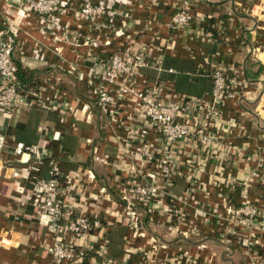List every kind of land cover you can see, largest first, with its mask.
<instances>
[{
    "label": "built area",
    "instance_id": "obj_1",
    "mask_svg": "<svg viewBox=\"0 0 264 264\" xmlns=\"http://www.w3.org/2000/svg\"><path fill=\"white\" fill-rule=\"evenodd\" d=\"M0 2H8L15 12L14 18H6L0 29V116L33 107L60 114V122L69 123L72 129L79 121H96L104 133L103 142L115 146L117 151L112 160L93 145L92 161L105 166L121 162L123 166L122 174L115 172L109 181L98 178L89 167L70 172L62 179L55 154L48 142L43 141L41 134L45 129L40 134L41 144L12 142L11 152L17 161L36 165L48 158L51 162L49 177H32L31 188L25 195L36 209L35 219L43 222L51 235V244L46 249L51 264H133L129 258L134 255L142 257L135 264H159L158 261L165 260L160 258L168 246L156 229L163 226L169 234L176 233L183 240H200L206 234L203 225L223 229L218 235L227 252L232 247L238 248L249 264H264V255L257 248L264 245V208L248 199L253 188L264 198L261 157L246 156V163L254 161L255 165L242 179L228 177L221 181L225 189L241 187L240 204H235L229 195H221L222 204L209 208L196 206L199 208L193 210L186 223L187 210L197 203L196 188L211 198L210 189L217 185L201 180L205 172L204 151L208 157L215 154L211 146L217 140L219 153L235 158L244 149L232 142L231 131L236 130L239 138H249V122L242 118L245 114L240 109L247 98L248 84L241 67L231 62L209 64L203 74L212 87L202 97L177 92L173 82L160 75L174 72L162 63L163 55L174 51L178 39L207 41L208 35L195 27L203 20L192 6L183 2L165 24L151 14L142 23L133 17L131 12L143 9L145 0ZM29 16L38 20L40 35L57 42V56L62 45L90 48L88 54L77 56L76 61L62 59L65 67H59L60 74L72 77L77 85L87 86L91 105L74 104L62 75L49 74L37 89L26 88L19 80L14 56L20 49L18 37L23 20ZM65 16L81 23L77 32L71 34L68 24H63ZM163 27L169 33L164 34ZM34 46L35 56L42 57L39 50L43 46L38 43ZM89 61L92 65L87 66ZM145 69L156 73L148 76L143 74ZM227 103L237 111L225 113ZM117 129L122 133L118 134ZM5 144L0 133V162ZM179 176H183L186 188L176 196L171 188ZM109 187L116 189V202L110 197ZM69 200L78 208H73ZM213 219L216 223H212ZM116 222L126 226L121 260L109 256L107 240L102 236L106 230L103 226ZM96 231L98 243L93 247L88 236ZM199 247L206 248V244L201 242ZM170 260L171 264H181L184 259L173 255Z\"/></svg>",
    "mask_w": 264,
    "mask_h": 264
},
{
    "label": "crops",
    "instance_id": "obj_2",
    "mask_svg": "<svg viewBox=\"0 0 264 264\" xmlns=\"http://www.w3.org/2000/svg\"><path fill=\"white\" fill-rule=\"evenodd\" d=\"M183 2L192 6L194 13L203 20L198 21L195 27L198 31L201 30V34L208 35L207 41L189 40L187 37L178 39L174 51L163 55L162 63L163 67L173 69L174 73H161V77L171 80L176 91L181 94L202 97L210 93L212 87L209 78L203 74V69L209 64H214L215 61L231 62L241 67L248 84L247 98L240 109L245 114L242 118L249 122L247 140L236 136V130L231 131L232 142L244 149L240 156L226 158L223 153H219L217 140L211 146L215 154L208 157L204 151L205 161L202 165L205 166V172L201 180L205 184L217 183V185L210 189L212 191L210 199L196 188L197 203L187 210V223L192 217L193 210L199 208L196 206L206 205L209 208L211 205L216 207L222 204L221 195L224 197L229 195L228 197L235 204L242 202L241 187L236 185L225 189L221 181L228 177L238 179L245 177L255 165L254 161L246 163V156L253 154L261 157L264 165V0H145L143 9H134L131 14L141 23L151 14L166 24L174 10ZM7 3L0 2V12L3 13L0 14V29L3 28L2 24L6 18L12 19L15 15L14 10L10 9ZM117 8L122 7L117 6ZM62 22L68 24L71 34L77 32L78 25H81L72 16H65ZM38 27V20L34 16L23 20V30L18 37L20 49L14 56L17 66L32 73L36 81L41 82L51 73L62 75L60 67H65L62 59L67 62L76 61L77 56L88 54L90 50L83 45L77 47L62 45L59 47L61 52L57 56L55 47L58 48L59 45L50 37L40 35ZM80 29L85 31V27ZM162 31L164 34L169 33L166 27H163ZM37 43L43 46L42 52L39 50L42 57H36L37 55L34 54L36 48L34 45ZM92 52L96 50L93 49ZM90 65L92 63L87 62V66ZM155 73L152 69L143 71V74L148 76ZM62 76L65 79V89L69 92L74 104L91 105L87 86L77 85L68 75ZM231 111L237 110L227 103L224 112ZM60 120V114L41 112L36 108H21L10 116H0V133L4 135L6 142L2 149L3 162H0V264H51L50 255L46 250L51 244V235L43 226V222L35 219L36 209L25 196L26 191L31 188L32 177H49L51 162L48 158L36 165L32 162L17 161V157L11 152L12 142L27 145L41 144L40 134L45 129V132L41 134L43 141L48 142L53 150L62 179L70 172L85 167L92 168L96 176L105 181H109V177H114L115 172L122 174L121 162H110L105 166L92 161L93 145L98 146L100 152L108 154L112 160L117 151L115 146L103 142L104 133L99 130L96 121L91 123L79 121L76 123V128L72 129L69 123L65 124ZM116 131L118 134L122 133L121 130ZM54 137H58L59 140ZM244 143L246 147L243 146ZM185 186L183 176H179L171 191L176 196H180ZM108 192L111 199L116 202V189L109 187ZM258 194L254 188L251 189L248 199L264 208V198L262 199ZM69 203L73 208H78L72 200H69ZM157 221L160 222L162 219ZM198 221L202 222V220ZM212 221L216 223V220ZM103 227L106 229L102 236L107 240V253L113 259L121 260L124 257L125 224L116 222ZM160 228V230L156 229V232L161 238L163 237L168 250L160 258L165 260L158 261L159 264H171L170 257L172 259L173 255L184 259L181 264H249L242 250L232 247L231 250L226 251L224 242L218 235L223 231L220 227V229H213L211 226L203 225L208 235L205 234L200 240H183L176 233L169 234L165 227ZM98 233L96 231L88 236L93 247L97 246ZM201 242L206 244V248L199 247ZM257 248L264 255V245ZM96 259L99 260L98 257ZM141 259L140 255H134L129 258V261L135 264Z\"/></svg>",
    "mask_w": 264,
    "mask_h": 264
},
{
    "label": "trees",
    "instance_id": "obj_3",
    "mask_svg": "<svg viewBox=\"0 0 264 264\" xmlns=\"http://www.w3.org/2000/svg\"><path fill=\"white\" fill-rule=\"evenodd\" d=\"M17 68H18L17 69V77L19 78V80L21 82H23L25 87L31 88V89H37L39 81H36V79L33 77L32 73L30 74L29 72H26L24 69H21L18 66H17ZM162 73H167V72H162ZM170 74H172V73H170ZM31 108H33V107H31Z\"/></svg>",
    "mask_w": 264,
    "mask_h": 264
}]
</instances>
